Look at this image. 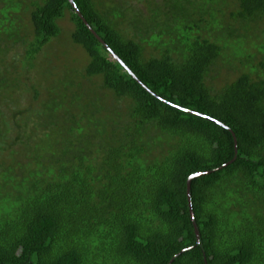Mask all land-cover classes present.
Instances as JSON below:
<instances>
[{"label": "trees", "instance_id": "1", "mask_svg": "<svg viewBox=\"0 0 264 264\" xmlns=\"http://www.w3.org/2000/svg\"><path fill=\"white\" fill-rule=\"evenodd\" d=\"M185 1L197 20L146 58L147 41L120 32L147 10L126 6L117 22L95 0H73L83 19L69 0H0V105L21 82L11 48L25 47L28 72L66 15L104 101L50 70L31 87L37 109L20 110L19 99L9 114L0 107V264H264V0L216 15ZM162 19L147 33L160 34ZM232 43L246 70L216 91L206 79ZM213 169L190 182L192 220L187 179Z\"/></svg>", "mask_w": 264, "mask_h": 264}, {"label": "rangeland", "instance_id": "2", "mask_svg": "<svg viewBox=\"0 0 264 264\" xmlns=\"http://www.w3.org/2000/svg\"><path fill=\"white\" fill-rule=\"evenodd\" d=\"M118 1L95 0L96 5L100 7L98 9L100 13H107L109 15L115 16L117 22L127 17L126 9L122 12V10L126 8V6H132L136 9L139 8L141 11L145 12V14L146 10L148 11V13L150 14L148 19H145L144 21H134L133 24H128V26L122 28V31L120 32L124 39H134L137 42L140 41V44L144 43L143 40H146L147 43L144 44V56L146 58L158 56V52H156L154 48L162 52V50H164V47L167 46L166 43L171 38V36H175L176 31L179 32L178 35H184V27L190 25V22L197 20V17L192 16V14L189 13V11H191L189 10V8L185 9L189 6L185 5V0H177V5L179 6V8L176 10L170 8L175 0H166L168 2L166 4L168 8L166 12L164 11V9L157 6V4L153 2V0H122V2ZM191 1L195 2L196 0ZM200 3L201 1L199 0V2L196 4V9H198ZM234 3V0H204L203 2V4L207 5L208 10L211 13L214 12L215 15L217 9H223L225 14L230 13ZM180 4L181 6L183 5V9L180 7ZM197 14L198 13H196V16ZM158 17L163 18V22H161L162 26L157 29L160 34L153 33V35H151L150 33H147L146 30L152 29L150 26L156 25ZM28 20L29 18L27 16L23 19L24 25L30 26ZM58 24L61 29L60 36L57 39H53L49 47H44L39 52L36 60L33 61L35 67L29 69L28 72L24 73V71L21 69L22 65L20 56L24 54L25 47L22 45H18L11 48V51L7 55V59L11 62L14 57L18 56V59L16 58L17 60L14 64L15 67L19 69L14 74L21 75V82L18 85L19 89H15L16 91L14 90V93H12V95H10L8 99H5L4 103L0 105L4 114H9L10 110L14 108L13 104L16 99L20 100V105L18 107L20 110L30 108L33 111L37 109L40 101L34 100L31 87L33 85L36 86L37 83H40V81H42L40 78L47 76L48 72L52 73V71L50 70H54L55 76H60L59 78L62 77L66 80V82L70 81L71 83H76L77 86L79 82H81L83 84V91L85 90V92L83 93L84 96L86 98H89V101L91 100V103L93 104L103 105L104 101L102 96H99L96 93L97 90L102 91L101 89H99L102 84V79L101 77L88 78L85 75L84 70L88 64L89 58L83 51V49L75 44L71 39L73 24L70 22L68 15L62 18L58 22ZM216 29V25L213 24L211 28V33L213 34V36L218 35ZM181 30H183V32ZM165 33L167 34L168 39L165 36ZM229 46L230 44L227 46L229 50L227 48L222 51L221 56L217 59L214 67L208 75V78L206 79V84L213 87L216 91L232 83L239 77L242 71L246 70L243 68V64L240 62V57H243V55L241 54V52H243L242 46L238 44L233 45V43L231 47ZM231 48L234 50L235 56L239 57V59L236 58L235 61L232 60L234 64L231 62V58H228V55L232 56L231 54H233ZM259 59L260 56L257 55L255 60L253 61V64L255 66H257ZM56 72H58V74ZM84 103L82 104L84 105ZM98 118L101 119V117ZM21 119H18V121H21ZM9 137L12 139L14 137V134H10ZM19 149V144H16L12 147V150L15 151H18ZM8 150L9 149H7V151ZM7 154L8 152H0V157L7 159Z\"/></svg>", "mask_w": 264, "mask_h": 264}, {"label": "water", "instance_id": "3", "mask_svg": "<svg viewBox=\"0 0 264 264\" xmlns=\"http://www.w3.org/2000/svg\"><path fill=\"white\" fill-rule=\"evenodd\" d=\"M69 2H70V4H71V6H72V8L75 10V12H76V14L81 18V19H83V17L80 15V13H79V11H78V9L75 7V5H74V3H73V0H69ZM85 22V21H84ZM86 24V23H85ZM87 25V24H86ZM98 38V37H97ZM99 39V38H98ZM100 40V39H99ZM100 42H102L101 40H100ZM103 43V42H102ZM110 54H111V56H112V58L117 62V63H119L137 82H139L137 79H136V77L129 71V69L122 63V61L114 54V53H112V52H110ZM140 83V82H139ZM144 87V86H143ZM145 88V87H144ZM146 89V88H145ZM180 110H182V111H184V112H187V113H191V114H193V115H196V116H199V117H202V118H205V119H207V120H209V121H212V122H214V123H216V124H219L220 126H222V127H224L225 129H228L227 127H225V126H223V125H221L220 123H218L217 121H215V120H213L212 118H210V117H208V116H205V115H201V114H198V113H195V112H192V111H189V110H186V109H182V108H180ZM234 152H235V156H234V158H233V160L232 161H230L228 164H230V163H232L233 161H235V159H236V152H237V146H236V141H235V139H234ZM223 167H225V165L223 166ZM220 168H222V167H220ZM220 168H218V169H220ZM215 170H217V169H213V170H211V171H204V172H197V173H195V174H192L188 179H187V188H186V193H187V199H188V202H189V207H190V215H191V218H192V220H193V212H192V210H191V204H190V182H191V180L193 179V178H196V177H200V176H204V175H207V174H209V173H212V172H214ZM193 224H194V221H193ZM194 227H195V234H196V237H197V244H200V236H199V233H198V230L196 229V226H195V224H194Z\"/></svg>", "mask_w": 264, "mask_h": 264}]
</instances>
